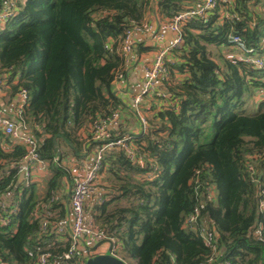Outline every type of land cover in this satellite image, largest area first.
I'll return each mask as SVG.
<instances>
[{
    "label": "trees",
    "instance_id": "trees-1",
    "mask_svg": "<svg viewBox=\"0 0 264 264\" xmlns=\"http://www.w3.org/2000/svg\"><path fill=\"white\" fill-rule=\"evenodd\" d=\"M6 2L0 0V10ZM196 3L17 0L18 13L0 28V80L12 95L27 90L19 120L36 137L51 176L42 192L35 182L19 181L26 147L0 127V199L15 209L7 214L0 207L2 261L36 264L48 253L56 264H85L81 254L64 257L71 242L54 225L68 216L65 191L73 183L63 159L69 151L80 156L86 139L97 150L102 142L92 138L93 122L125 109L112 90L118 73L127 72L126 31L171 21ZM231 34L261 48L264 0H220L184 24L182 45L166 62L164 96L144 100L148 129L131 133L135 154L103 152L106 192L90 214L128 264H264V69L238 60ZM196 210V222H188ZM43 220L50 221L45 229ZM203 228L214 233L212 245Z\"/></svg>",
    "mask_w": 264,
    "mask_h": 264
},
{
    "label": "built area",
    "instance_id": "built-area-1",
    "mask_svg": "<svg viewBox=\"0 0 264 264\" xmlns=\"http://www.w3.org/2000/svg\"><path fill=\"white\" fill-rule=\"evenodd\" d=\"M219 1L220 0H198L196 5L189 7L187 10L182 11L179 14H176L171 21L161 23L156 20L150 22L146 21L126 31L122 41L121 52L127 58V66L130 62L128 60V56L135 52L137 46V42L133 37L135 31L151 35L154 33V29H156L157 31L153 36L160 43H162L164 39V32L166 30L173 33L172 42L167 46H161L158 49L152 63L145 67L142 87L138 94H136L131 100L132 108L140 122L138 132H145L148 129V120L143 110V105H145L144 100L151 95H155L157 97L164 96V91L159 89L157 84L158 82L165 81L168 77L166 62L170 59L171 51L175 48L181 47L182 45L183 25L192 19L206 16L209 11L213 10ZM19 9L20 8L17 7V0H7L3 9L0 10V28H2L12 17H14L18 13ZM228 42L232 48L238 51V54L236 55L238 60L250 64L256 69H264V42L261 48H252L247 46L243 38L237 34H231L228 38ZM126 80L127 72H119L116 78V81L120 82L118 87L119 94L124 92V90H127L128 83H126ZM1 83L2 81L0 80V87L2 85ZM260 98H264L263 93ZM27 104L28 92L26 89H21L18 93L16 101V112L18 115L21 116L23 114ZM121 118L122 114L119 110H112L107 116L100 117L94 121L91 126L92 138L95 141L102 143L97 146L94 163L90 167H83L81 175L73 174V183L71 185L68 198L69 220L66 222V219L61 225L59 222L54 224L56 225L55 229L57 232L68 233L71 245L69 250L64 254L66 259H70L72 256L81 254L87 260L89 257L97 254H106V252L100 253L99 246L94 249H89L85 246V240L89 236L98 239L105 238V235L95 227L93 217H87L86 202L88 196L96 190L97 181L101 176L100 171L103 163V152L107 148L119 147L124 149V151L128 154H135L136 148L128 143L133 135L131 133H122L120 135L121 130L119 129V126ZM0 127L3 129L5 134L26 147L27 153L19 165V171L27 184L33 182L34 172L38 173L39 171L43 172L48 170V163L41 159L38 153V141L24 120L18 123L9 117L0 116ZM114 132H116V138L113 139ZM148 175L150 177L154 176L152 172ZM0 207L7 214L15 211L14 208H9V204L2 199H0ZM41 207H43L44 210L47 209L45 204ZM47 211V214L50 216L54 213L49 210ZM198 215L199 211L196 210V212L190 216L188 222H196ZM6 222V218L2 217L1 224H6ZM49 222V220H43L42 228H47ZM201 233L205 242L208 245H212L215 240L214 233L208 228H203ZM257 233L260 234V229H257ZM104 241L108 242L110 245L107 253L116 255L114 253L116 246L114 241L109 239ZM0 264L7 263L0 259ZM36 264L56 263L49 257L48 253H41L38 256ZM219 264L229 263L221 262Z\"/></svg>",
    "mask_w": 264,
    "mask_h": 264
},
{
    "label": "crops",
    "instance_id": "crops-1",
    "mask_svg": "<svg viewBox=\"0 0 264 264\" xmlns=\"http://www.w3.org/2000/svg\"><path fill=\"white\" fill-rule=\"evenodd\" d=\"M197 1L198 0H196V2ZM21 2H23V0H21ZM156 31L157 30L154 29V33H156ZM154 33L149 35V34L138 32V31L134 32L133 37L136 40L137 42L136 44L138 46L145 45V46H150L151 48H149L146 51H142V52L138 51V49H135V52L131 53L128 56L129 57L128 60L130 62L128 63V66H127V80H126V83H128L127 90H124V92L119 94L118 87L120 85V82L115 80L114 85H113V90H112L113 95L120 98L125 104V109L123 108V110H121L122 118H121V123L119 126V129L123 132V134L137 133L139 131L140 122L132 106L130 105L131 100L136 94H138V92L140 91L142 87V83L144 80L145 67L152 63L158 49L161 46L163 45L167 46L173 40V33L169 30H166L164 32V39L162 43L158 42L155 39V37L153 36ZM138 46L136 47L138 48ZM212 49L213 48H211V50ZM171 60L173 61V58H171ZM175 75L177 76L175 79L178 80V78L180 77V76L178 77L179 74L175 73ZM2 81L4 82V80ZM3 82L0 87V112H1L0 116L9 117L19 123L20 122L19 115L16 112V101H17L18 94L12 95V93L9 90L10 86L5 85V83ZM157 85H158V88L161 90L166 89V86L163 82H158ZM149 114H150L149 111H147L146 115L148 116ZM127 117H130L131 119H128ZM86 129H90V128H86ZM78 132H79L78 135L80 137L82 138L87 137V131L85 129L81 128V130H79ZM12 141L13 143H18L14 139H12ZM88 141L89 140L86 139L84 143V149L82 150V153L80 154V156L74 154L72 151H69L66 157L63 159L64 161L63 164L69 168L72 175L73 174L81 175L83 167H90L95 161L96 147L94 148L92 147L91 149H88V144H89ZM5 148L10 149L11 146L6 145ZM50 176H51V172L49 171V169L43 172H40V171L38 173L34 172L33 182L38 184L40 192L44 190L46 179L49 178ZM102 179L103 177L101 175L99 180L97 181L96 190L92 194H90L87 198V202H86L87 217L91 216L90 211L100 200H102V198L105 195L106 190L104 189V186L101 183ZM19 181H24L22 174L20 175ZM66 189H67L65 191L66 199H67L66 201H67V206H68L70 187L67 186ZM8 198H10V196H8ZM68 211H69V208H68ZM68 211H67V215L69 214ZM66 219L60 220L59 222L60 225L63 224L65 220L66 222L69 220L68 216ZM104 240L106 239L105 238L98 239V238L89 236L85 240V246H87L89 249H94L95 247L99 246L100 253H105V252L107 253V250L109 249L110 245L108 242H105Z\"/></svg>",
    "mask_w": 264,
    "mask_h": 264
},
{
    "label": "water",
    "instance_id": "water-1",
    "mask_svg": "<svg viewBox=\"0 0 264 264\" xmlns=\"http://www.w3.org/2000/svg\"><path fill=\"white\" fill-rule=\"evenodd\" d=\"M86 264H128L123 259L112 253L97 254L86 260Z\"/></svg>",
    "mask_w": 264,
    "mask_h": 264
},
{
    "label": "rangeland",
    "instance_id": "rangeland-1",
    "mask_svg": "<svg viewBox=\"0 0 264 264\" xmlns=\"http://www.w3.org/2000/svg\"><path fill=\"white\" fill-rule=\"evenodd\" d=\"M225 52H226V51H225ZM211 54H212L213 56H215V55H216V51H215L214 49H212V50H211ZM256 102H257V101H256ZM256 102H255L254 105H252V107H251V111H249V112L254 113V111L256 110ZM258 102H259V100H258ZM130 105H131V104H130ZM131 106H132V105H131ZM250 106H251V105H250ZM127 118H128V119H131L130 117H127ZM101 183L103 184V186L105 185L103 179H102Z\"/></svg>",
    "mask_w": 264,
    "mask_h": 264
}]
</instances>
